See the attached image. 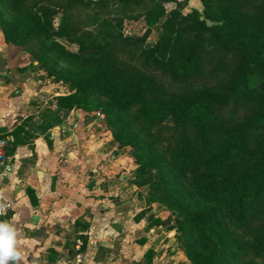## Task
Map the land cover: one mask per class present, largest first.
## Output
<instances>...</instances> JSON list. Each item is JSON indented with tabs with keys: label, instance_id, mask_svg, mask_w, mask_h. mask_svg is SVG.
Listing matches in <instances>:
<instances>
[{
	"label": "trees",
	"instance_id": "1",
	"mask_svg": "<svg viewBox=\"0 0 264 264\" xmlns=\"http://www.w3.org/2000/svg\"><path fill=\"white\" fill-rule=\"evenodd\" d=\"M178 1L0 0L5 42L38 62L48 50L76 67L57 75L69 90L54 109L16 117L0 138L11 136L10 155L33 136L26 125L48 139L66 111L101 109L119 146L134 127L163 153L170 172L162 170L155 185L145 177L150 161L131 152L134 184L163 191L178 182L208 201L204 207L170 192L183 219L154 217L149 225L181 226L192 264H264V0H200L201 11H167ZM6 10L14 16L5 18ZM125 19H142L143 31L124 34ZM157 24L160 33L146 45Z\"/></svg>",
	"mask_w": 264,
	"mask_h": 264
},
{
	"label": "crops",
	"instance_id": "2",
	"mask_svg": "<svg viewBox=\"0 0 264 264\" xmlns=\"http://www.w3.org/2000/svg\"><path fill=\"white\" fill-rule=\"evenodd\" d=\"M31 62L0 30V132L12 130L18 116L38 118L53 92ZM94 111H66L48 139L26 125L33 136L10 154L14 170L0 179V193L13 204L5 222L18 233L19 264H71L77 238L83 241L81 264H189L173 246L171 230L149 225L165 217L132 182L136 164L129 149Z\"/></svg>",
	"mask_w": 264,
	"mask_h": 264
},
{
	"label": "rangeland",
	"instance_id": "3",
	"mask_svg": "<svg viewBox=\"0 0 264 264\" xmlns=\"http://www.w3.org/2000/svg\"><path fill=\"white\" fill-rule=\"evenodd\" d=\"M166 9L169 11L170 9L177 7L183 13L189 12L191 9H198L202 10V3L200 0H179L177 3L169 2L166 4ZM7 11V10H6ZM115 14H109V16H114ZM14 15L9 13L8 11L5 13V18H11ZM144 28V23L142 19L134 20V19H125L123 24V33L124 34H132V33H141ZM1 30V29H0ZM161 31V27L159 24L155 25L151 33L149 35V39L146 45L152 44L155 39L157 38L158 34ZM2 32V31H1ZM67 48L75 50L77 48L76 44H71L68 42H64ZM39 47L38 43H32L33 51L37 50ZM24 50L23 48H21ZM26 51V50H24ZM28 58L33 62L36 61L35 65L31 62L32 67H36L39 69L37 77L44 80V84L52 85L53 92L47 96V102L43 106V109H48L49 106H53L55 102V97L59 94H64L68 92L69 86L64 84L63 82L57 81V75L67 74L69 72H76V67L73 63L66 60L63 57L58 56L56 53L51 51H45L41 54V62L35 60V57L31 52L26 51ZM95 102L102 108H104V98H99L94 96ZM51 108V107H49ZM55 106L52 107L54 109ZM104 113V112H103ZM124 121V119H123ZM136 128L131 127L126 130V135H124L125 140L127 142L126 147L129 149L130 156L132 151L138 152L143 154L151 164L149 168V173L145 174V177L148 175L150 178V182L155 183V185L161 180L160 174L161 171L164 170L165 172H170L169 167L163 166L164 158L163 153L159 148L151 146L149 141L143 137L135 136ZM124 147V146H122ZM163 163V164H162ZM145 191V198L149 201L148 203L151 207L155 210V213L161 215L162 217H169L171 219V224L176 223V218L183 219V215L180 212V209L171 205L168 199V193L174 192L177 195L183 197L190 203L207 207L208 201L204 199H200L195 197L191 193H189L181 184L178 182H174L173 186L171 187H164L163 191L155 190L153 186L148 184L144 186H139ZM150 198V199H149ZM172 233L170 234V238L172 239L173 246L176 250L180 251L188 260L189 264H192L191 259L188 257L186 252V234L183 231L182 227L176 225V228H173ZM217 234V232H215ZM197 247H202V244H196ZM236 259L229 258L230 264H237ZM239 263V261H238Z\"/></svg>",
	"mask_w": 264,
	"mask_h": 264
},
{
	"label": "built area",
	"instance_id": "4",
	"mask_svg": "<svg viewBox=\"0 0 264 264\" xmlns=\"http://www.w3.org/2000/svg\"><path fill=\"white\" fill-rule=\"evenodd\" d=\"M44 80L41 79V83H43ZM94 117L98 118L99 120H104L105 119V114L103 113V111L101 109H96L94 111ZM79 116V114L77 115ZM73 126H77V124L74 123ZM61 134H65L66 130L65 129H61L60 130ZM8 139L9 137H4V138H0V179H4L5 177H7L8 175H10L13 170V163L11 161V156L7 153V145H8ZM1 196V193H0ZM0 203L5 205V211L3 214H0V222H5V215L7 213V211L9 209L12 208L13 204L11 201L7 200V199H0ZM83 241L80 238L76 239V253L74 255V259L71 262V264H81L82 263V258H81V247H82ZM9 264H12V262H9Z\"/></svg>",
	"mask_w": 264,
	"mask_h": 264
},
{
	"label": "clouds",
	"instance_id": "5",
	"mask_svg": "<svg viewBox=\"0 0 264 264\" xmlns=\"http://www.w3.org/2000/svg\"><path fill=\"white\" fill-rule=\"evenodd\" d=\"M3 197L0 196V199ZM5 211V205L0 203V214ZM17 231L12 224L0 222V264H19L24 257L18 250Z\"/></svg>",
	"mask_w": 264,
	"mask_h": 264
}]
</instances>
